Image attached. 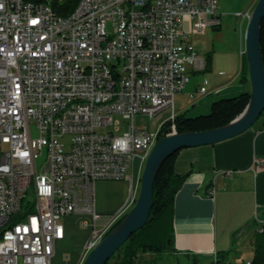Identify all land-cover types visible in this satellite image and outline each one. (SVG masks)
<instances>
[{"label": "built area", "instance_id": "2783aa9c", "mask_svg": "<svg viewBox=\"0 0 264 264\" xmlns=\"http://www.w3.org/2000/svg\"><path fill=\"white\" fill-rule=\"evenodd\" d=\"M218 10L219 0H78L61 15L50 1L0 0V264H52L62 218L87 215L83 264L125 217L138 185L97 230L95 184L129 178L133 189L134 159L177 133L175 96L208 68L187 36L219 26ZM164 111L153 132L134 123Z\"/></svg>", "mask_w": 264, "mask_h": 264}, {"label": "crops", "instance_id": "0c3cea01", "mask_svg": "<svg viewBox=\"0 0 264 264\" xmlns=\"http://www.w3.org/2000/svg\"><path fill=\"white\" fill-rule=\"evenodd\" d=\"M258 1L251 0L246 4L245 9L249 13L235 14V17H242L239 20L232 15L238 0H219L220 25L206 29L202 33L203 38H212L214 30L218 31L217 34H223L226 24L233 21L234 26H238L240 49L243 52L249 23V18L245 15H251ZM205 40L201 41V48L194 46L207 57V72L213 70L214 52L223 50L224 45L220 46L213 38L205 45ZM243 64L240 72L230 78L228 83L223 82L215 87L219 89L215 94L209 91L206 94L199 93V89L203 87L205 72L192 75L189 84L180 93L190 87V90H194L202 98L207 97L199 104L201 106L197 113L209 114L215 101L250 92L248 82L241 81L244 86H236L234 83L237 78H242ZM186 108L184 106L182 110ZM188 109L184 112H188ZM256 157H264V113L253 127L240 135L213 145L179 151L175 157V170L178 174H187V177L175 196L173 245L171 249L161 253L140 255L139 263L169 264L172 261L180 264L184 261L185 264H212L218 255L224 256L225 260L221 264L252 263L256 243L264 238L260 235L264 232L259 231L260 223L264 222V165L256 164ZM140 183L139 173L136 185L139 187ZM124 206L121 203L105 210L110 217Z\"/></svg>", "mask_w": 264, "mask_h": 264}, {"label": "rangeland", "instance_id": "374dc122", "mask_svg": "<svg viewBox=\"0 0 264 264\" xmlns=\"http://www.w3.org/2000/svg\"><path fill=\"white\" fill-rule=\"evenodd\" d=\"M250 1L251 0H238V2H236L235 5L236 8H234L232 12L234 18H239L240 20V18L242 19V17L241 16L235 17V14L249 13L246 12L245 6ZM252 12L253 10L251 11V14ZM248 20L247 22H249ZM213 30L214 29H212V31ZM213 33H214V35H212L213 40L215 39L216 43H219L220 46L222 45L224 46H223V50L220 49V51L214 52L213 70L207 71L203 74L202 85L205 86L210 93L215 94V91L217 92L219 90L218 88H217L218 90L215 89V87L222 85L223 82L228 83V80L230 78H232L236 73L240 72L242 68L244 56L242 54V50L240 49L241 41L239 40L238 26L237 27L234 26L233 21H229L228 24H226V26L224 27L223 34H217L218 31L215 30L213 31ZM187 37L190 40H192L195 46L200 48L202 47L201 41L206 39L204 42L206 45L212 39L211 36L210 39H207V37L203 38L202 33L201 34L189 33ZM198 39L200 40L197 41ZM221 42H224V44H222ZM234 83L236 84V86L237 84L238 85L241 84V86H244L243 83H241L240 77L237 78L234 81ZM205 98L207 97L202 98L199 94H197V92H194V90H190V87L183 93H178L175 97L176 114L182 113L187 108H189L188 115L190 117H196L197 115H199L197 113V110L201 106L199 104H201V102ZM183 105L187 107L184 110H182L184 108ZM168 116H169L168 111H164L155 117L139 114L135 117L134 123L136 127L140 129L146 128L148 131L153 132L157 129L159 124L163 123L168 118ZM126 127H127V123L122 121L121 128L125 129ZM66 140H68V138H66ZM145 164L146 162L143 163L142 165L141 160L139 158H135L128 170V174H127L128 177L133 179V183H134L133 189L131 187L129 178L120 179V180H116V179L99 180L96 182L95 184L96 211L97 213L104 216V218L97 224V230L101 229L103 223L106 222L108 219H110L109 217L110 214L109 212H106L105 209H112L121 203L124 205L132 198L133 194L135 193V186L137 183L138 175L140 173L142 176ZM139 187H141V183ZM139 194H140V188L139 191L136 193L137 199L139 197ZM29 198L30 196H28L26 200H28ZM134 205L135 204H131V206L128 209V213L131 211ZM61 221L66 230V236L64 240L58 241L56 243V250L54 257L52 258V264H78L83 254L85 244L94 232V225L91 216L67 215L64 216ZM169 264H178V263L177 262L172 263V261H170ZM180 264H185V262L181 261Z\"/></svg>", "mask_w": 264, "mask_h": 264}, {"label": "water", "instance_id": "95a60500", "mask_svg": "<svg viewBox=\"0 0 264 264\" xmlns=\"http://www.w3.org/2000/svg\"><path fill=\"white\" fill-rule=\"evenodd\" d=\"M264 0L256 4L245 34L250 99L245 110L227 125L201 132L176 133L161 138L151 150L141 176L139 197L125 218L89 253L83 264H107L132 234L141 230L151 213L154 183L166 160L185 148L213 145L233 138L255 125L264 112V65L261 52V23Z\"/></svg>", "mask_w": 264, "mask_h": 264}, {"label": "trees", "instance_id": "16d2710c", "mask_svg": "<svg viewBox=\"0 0 264 264\" xmlns=\"http://www.w3.org/2000/svg\"><path fill=\"white\" fill-rule=\"evenodd\" d=\"M27 1H50L52 7L59 14L67 15L74 9L78 0H64L62 2L59 0ZM260 46L264 65V20L261 23ZM241 81L250 83L246 57H244ZM249 99L250 92H244L235 97L215 101L209 114L196 117H190L187 111L178 114L175 120L177 132H201L227 125L245 110ZM176 155L177 153L166 160L157 174L154 183L152 209L145 226L132 234L107 264H140L138 258L142 254H157L171 249L174 241L173 209L175 196L187 177V174L182 175L176 172ZM260 235L264 237V233H260ZM262 240L256 243L255 256L251 264H264V238ZM224 260V256L218 255L219 264Z\"/></svg>", "mask_w": 264, "mask_h": 264}, {"label": "bare ground", "instance_id": "6f19581e", "mask_svg": "<svg viewBox=\"0 0 264 264\" xmlns=\"http://www.w3.org/2000/svg\"><path fill=\"white\" fill-rule=\"evenodd\" d=\"M136 201H137V199H136ZM135 203H136V202H135ZM127 214H128V213H127ZM127 214H126V215H127ZM126 215H125V216H126ZM124 218H125V217H124ZM124 218H123V219H124ZM123 219H122V220H123ZM110 232H111V231H110ZM110 232H109V233H110ZM105 237H106V236H105ZM105 237H104V238H105ZM86 258H87V257H86ZM85 260H86V259H85Z\"/></svg>", "mask_w": 264, "mask_h": 264}]
</instances>
